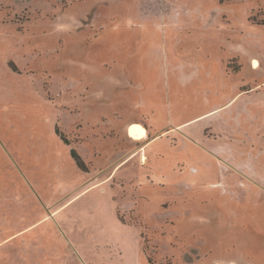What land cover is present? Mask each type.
<instances>
[{
  "label": "rangeland",
  "instance_id": "rangeland-1",
  "mask_svg": "<svg viewBox=\"0 0 264 264\" xmlns=\"http://www.w3.org/2000/svg\"><path fill=\"white\" fill-rule=\"evenodd\" d=\"M0 264H264V0H0Z\"/></svg>",
  "mask_w": 264,
  "mask_h": 264
},
{
  "label": "crops",
  "instance_id": "crops-1",
  "mask_svg": "<svg viewBox=\"0 0 264 264\" xmlns=\"http://www.w3.org/2000/svg\"><path fill=\"white\" fill-rule=\"evenodd\" d=\"M251 61L254 63H256L257 64V61L254 59V58H251ZM203 68H205V67H203ZM202 68V69H203ZM201 69V70H202ZM253 70V69H252ZM257 70V69H256ZM194 76V75H193ZM192 76V77H193ZM196 77H194L192 80V82H190V83H188L187 85H185V84H183V81H181L178 77H177V81H176V84H180L181 86L180 87H178V89H177V91L175 90V91H173V93L171 94L173 97H175V98H177L178 99V97H186V99L188 98V97H190V95H191V93H193L194 91H196V90H198V91H200L202 88H203V84L202 83H200V77L196 74L195 75ZM170 81H172L171 79H169ZM173 82V81H172ZM219 84H220V79H218V82H217V84L215 85V86H213V88L215 89V91H216V93H215V97H214V99L212 100V102L211 103H213L214 105H215V108L216 109H214L213 111H210V112H208L207 114H209V113H212V112H214V111H216V110H220L221 108H225V107H227L230 103H231V101L233 100V99H231V97L229 96V94L227 93V91H224V92H221L220 90H219ZM171 85H173V83L171 84ZM170 95V96H171ZM227 98H229V101L228 102H226V104H222L221 102L222 101H225ZM189 99H191V98H189ZM188 100V99H187ZM204 104H210V102L208 101V100H205L204 101ZM177 105H178V102H177ZM198 117H196V119H197ZM186 123L185 122H183V123H178L177 125H176V127L175 128H179V131H181L182 129H185V128H187V127H184V125H185ZM131 125H136V126H131ZM137 126H139V127H137ZM130 128H138L139 129V132H140V134H139V139L140 138H142L143 136H144V134H145V130H144V128L141 126V124H139V123H131V124H129V126H128V129H127V135H128V130L130 129ZM142 128V129H141ZM177 131V130H176ZM146 132H147V130H146ZM180 133V137H183L185 134L183 133V132H179ZM190 134V133H189ZM133 139V138H132ZM183 140V139H182ZM145 157L143 156V159H144Z\"/></svg>",
  "mask_w": 264,
  "mask_h": 264
},
{
  "label": "bare ground",
  "instance_id": "bare-ground-1",
  "mask_svg": "<svg viewBox=\"0 0 264 264\" xmlns=\"http://www.w3.org/2000/svg\"><path fill=\"white\" fill-rule=\"evenodd\" d=\"M128 134L131 138L137 139L139 137L140 132L138 128H130L128 130Z\"/></svg>",
  "mask_w": 264,
  "mask_h": 264
},
{
  "label": "trees",
  "instance_id": "trees-1",
  "mask_svg": "<svg viewBox=\"0 0 264 264\" xmlns=\"http://www.w3.org/2000/svg\"><path fill=\"white\" fill-rule=\"evenodd\" d=\"M72 156H73L75 159L78 158L77 155H76V153H74V152H72Z\"/></svg>",
  "mask_w": 264,
  "mask_h": 264
}]
</instances>
